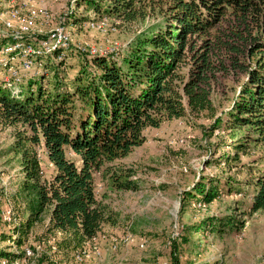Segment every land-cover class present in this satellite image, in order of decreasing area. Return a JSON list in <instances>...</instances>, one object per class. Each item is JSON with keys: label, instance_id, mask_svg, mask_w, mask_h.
<instances>
[{"label": "trees", "instance_id": "1", "mask_svg": "<svg viewBox=\"0 0 264 264\" xmlns=\"http://www.w3.org/2000/svg\"><path fill=\"white\" fill-rule=\"evenodd\" d=\"M84 2L124 22L137 18L136 0ZM168 10L165 27L141 36L122 66L111 58L92 56L68 84L59 73L67 54L58 62L46 59L44 72L55 71L46 86L44 78L31 81L27 90L22 85L19 92L0 86V124L24 129L16 133L13 149L21 159L20 194L31 198L30 214L16 233L27 238L45 215L47 243L56 232L62 233L55 242L57 251L48 246L36 264L69 259L87 240L103 233L105 225L115 223L113 213L99 201L96 174L142 145L147 128L185 117L184 100L192 113L209 109L207 86L210 76L216 77L214 70L246 73L231 128L252 126L264 132V0H173ZM70 20L67 23L74 26ZM5 42L0 38V46ZM36 146L44 147L55 167L50 179L43 178ZM132 175H113L112 185L135 191ZM256 188L251 212L264 209V177ZM10 239L19 246L25 243L12 235ZM0 256L13 260L24 252L0 251Z\"/></svg>", "mask_w": 264, "mask_h": 264}, {"label": "rangeland", "instance_id": "2", "mask_svg": "<svg viewBox=\"0 0 264 264\" xmlns=\"http://www.w3.org/2000/svg\"><path fill=\"white\" fill-rule=\"evenodd\" d=\"M22 1L0 0L1 27L9 11ZM84 1L45 0L41 3L30 0L27 7L38 12L47 10L53 18L48 24L42 19L32 22L29 39L43 38L57 22L72 17V51L59 71L68 84L78 75L82 63L90 61L92 56H105L122 66L141 36L165 27L170 20L168 7L173 0H136L137 18L131 22L97 13ZM27 8L22 10L23 14ZM101 16L116 28L115 32H100L87 28L86 22L82 24L88 20L100 21ZM80 48L86 51L80 52ZM187 69L182 71L184 76ZM216 71L213 72L216 77L211 75L207 86L209 109L192 113L184 100L185 117L165 120L158 128H147L142 145L127 157L106 163L96 174L99 201L113 213L115 220L114 224L104 226L103 234L111 238L129 232L137 240H146L147 244L145 248L136 243L121 245L116 251H109L105 243L102 258L89 263L264 264V209L250 211L256 183L264 177V132L252 126L231 128V114L240 99L241 87L247 81L246 73ZM46 72L40 77L25 78V89L31 81L39 82L44 78L45 86L52 82L55 71L49 68ZM2 83L0 77V86ZM18 131H24L23 127L0 124V195H8L0 201V211L11 203L19 225L29 217L31 198L20 194L24 175L20 156L13 149ZM35 149L43 178L50 179L55 167L43 146ZM70 156L77 160L74 154ZM131 173L130 180L136 183L137 190H118L112 185L111 176ZM211 197L213 200L207 202ZM47 221V216H43L27 238L17 234L14 238L25 240L20 246L10 239L18 225L8 231L0 221V251L17 255L26 246H40L41 254L45 253L49 246L45 236ZM175 233L179 236L173 239ZM8 240L10 244L5 245L3 242ZM57 262L75 264L71 257L58 258Z\"/></svg>", "mask_w": 264, "mask_h": 264}, {"label": "built area", "instance_id": "3", "mask_svg": "<svg viewBox=\"0 0 264 264\" xmlns=\"http://www.w3.org/2000/svg\"><path fill=\"white\" fill-rule=\"evenodd\" d=\"M43 3L45 0H39ZM30 0H23L18 7H13L9 11V16L0 26V38L6 39L7 42L0 46V77L3 84L11 88H18L24 84L25 78L40 77L44 72V63L47 58H52L58 62L72 51L71 45V29L67 21L60 20L55 26L44 35L41 39H29V25L37 19H42L44 24L50 23L53 18L47 10L38 12L34 8H27ZM27 8L23 14L22 10ZM87 28L95 29L100 32H115L116 28L109 25L107 18L100 21H89L85 24ZM79 51H86L80 48ZM116 52L115 49H113ZM91 53V52H90ZM92 54V53H91ZM42 71V72H41ZM29 75H28V74ZM7 194L0 195V201ZM7 202H10L7 199ZM0 221L6 225V229L13 230L18 224L15 212L11 203L0 211ZM13 227V229H12ZM12 236L18 233L13 231ZM62 236L61 232H56L54 237L48 240L52 252H56V240ZM179 236L175 233L173 239ZM5 245L10 244L9 240L3 242ZM107 244V250L116 251L121 245L138 244L140 248H145L147 242L144 239H136L131 233L126 232L121 236L109 238L107 235L100 233L96 237L87 240L79 249L73 251L71 258L75 264H88L95 259H101L104 253L103 244ZM3 248V246H2ZM40 246L23 249L24 256L22 259L11 260L7 256H0V264H34L41 255Z\"/></svg>", "mask_w": 264, "mask_h": 264}, {"label": "crops", "instance_id": "4", "mask_svg": "<svg viewBox=\"0 0 264 264\" xmlns=\"http://www.w3.org/2000/svg\"><path fill=\"white\" fill-rule=\"evenodd\" d=\"M95 262V261H94ZM89 264H92V263H89Z\"/></svg>", "mask_w": 264, "mask_h": 264}]
</instances>
